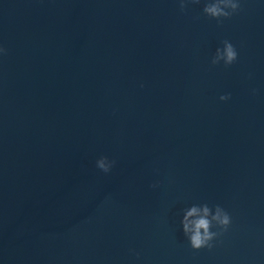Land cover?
I'll return each mask as SVG.
<instances>
[{"label": "water", "instance_id": "1", "mask_svg": "<svg viewBox=\"0 0 264 264\" xmlns=\"http://www.w3.org/2000/svg\"><path fill=\"white\" fill-rule=\"evenodd\" d=\"M205 2L0 0V264H264V4Z\"/></svg>", "mask_w": 264, "mask_h": 264}, {"label": "clouds", "instance_id": "2", "mask_svg": "<svg viewBox=\"0 0 264 264\" xmlns=\"http://www.w3.org/2000/svg\"><path fill=\"white\" fill-rule=\"evenodd\" d=\"M180 10L183 11L187 5L197 7L202 0H178ZM259 3L264 4V0H259ZM241 7V0H207L202 8V15L215 20L217 24L221 20H226L236 14ZM223 48H217L214 56L211 58L210 64L216 66L223 64L224 67L232 65L237 60V50L228 40L222 41ZM5 53L3 46H0V56ZM143 85H141L142 87ZM256 90L252 89L251 94L255 95ZM230 97L227 94H222L218 97L219 101H227ZM115 161L109 160L105 156H101L96 160V167L107 173ZM154 187L159 188V185ZM231 224V217L220 207H215L210 213L206 205L200 207L192 206L184 212L183 218L180 220V231L187 241L188 247L198 252L201 249L211 250L213 241L223 235ZM215 225L218 231H210V228Z\"/></svg>", "mask_w": 264, "mask_h": 264}]
</instances>
